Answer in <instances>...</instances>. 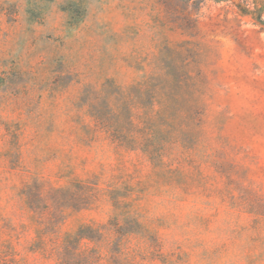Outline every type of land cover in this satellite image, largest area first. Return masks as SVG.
<instances>
[{"label":"rangeland","instance_id":"374dc122","mask_svg":"<svg viewBox=\"0 0 264 264\" xmlns=\"http://www.w3.org/2000/svg\"><path fill=\"white\" fill-rule=\"evenodd\" d=\"M196 8L0 0V264H264V0Z\"/></svg>","mask_w":264,"mask_h":264},{"label":"trees","instance_id":"16d2710c","mask_svg":"<svg viewBox=\"0 0 264 264\" xmlns=\"http://www.w3.org/2000/svg\"><path fill=\"white\" fill-rule=\"evenodd\" d=\"M159 1L168 9L172 2L180 3L182 11H188L192 5H196L197 7L196 15H197L200 9V3H202L204 0H159ZM238 12L241 13V15L243 16H249V15L253 16V12L249 8H238ZM255 20L260 21V23H264L260 18H255ZM196 21L198 20L196 19ZM184 28H190V26L187 24L186 27ZM85 239L91 240L92 238L89 236L83 235L81 233H77L74 236H70L66 238V240L64 241V246L67 247L69 245H75V244L78 245L80 244L82 240H85ZM65 264H68V263H65Z\"/></svg>","mask_w":264,"mask_h":264}]
</instances>
